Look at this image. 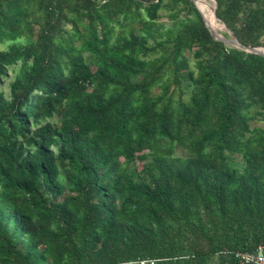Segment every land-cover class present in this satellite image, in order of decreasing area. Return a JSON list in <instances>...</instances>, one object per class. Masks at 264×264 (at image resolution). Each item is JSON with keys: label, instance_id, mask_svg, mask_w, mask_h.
<instances>
[{"label": "trees", "instance_id": "obj_1", "mask_svg": "<svg viewBox=\"0 0 264 264\" xmlns=\"http://www.w3.org/2000/svg\"><path fill=\"white\" fill-rule=\"evenodd\" d=\"M215 1L264 46V0ZM3 42L0 264L264 251V56L191 0H0Z\"/></svg>", "mask_w": 264, "mask_h": 264}, {"label": "water", "instance_id": "obj_2", "mask_svg": "<svg viewBox=\"0 0 264 264\" xmlns=\"http://www.w3.org/2000/svg\"><path fill=\"white\" fill-rule=\"evenodd\" d=\"M194 3V0H191ZM213 2V12L215 17L218 19V17L215 14V8H216V1L215 0H211ZM195 7L197 8V10L201 13L202 18L204 20L205 25L208 27L211 35L213 38L215 39H220L222 41H224L227 44H230L234 47H238L240 49L245 50L246 52H251V53H255L261 56H264V46H251V45H245L243 43H241L238 38L230 31V29L223 23L224 28L226 29V32L229 33L230 37H224L222 34L220 33H216L214 32V30L210 27V25L207 23L204 14L202 13V11L198 8V6L194 3ZM220 21V20H219Z\"/></svg>", "mask_w": 264, "mask_h": 264}, {"label": "built area", "instance_id": "obj_3", "mask_svg": "<svg viewBox=\"0 0 264 264\" xmlns=\"http://www.w3.org/2000/svg\"><path fill=\"white\" fill-rule=\"evenodd\" d=\"M224 254L232 256L239 264H264V251L261 245H258L251 251H229L223 250ZM154 259L140 260V264H154Z\"/></svg>", "mask_w": 264, "mask_h": 264}, {"label": "rangeland", "instance_id": "obj_4", "mask_svg": "<svg viewBox=\"0 0 264 264\" xmlns=\"http://www.w3.org/2000/svg\"><path fill=\"white\" fill-rule=\"evenodd\" d=\"M197 3L200 4L199 7L203 11H205L207 13H211L212 12L211 10H213V2L211 0H199V1H197ZM212 22H213V27H214L216 33L218 32V33L222 34L223 32H226V29L224 28L223 23H221V21H219V20H216L213 15H212ZM166 23H169V22H166ZM5 46H6L5 42L0 43V48L1 49L5 48ZM10 76L11 75H9V77H7L5 79L6 82L9 80ZM1 87L4 88L6 91H8V88H7L6 85H1ZM56 119L57 118L54 117L52 120L55 122ZM252 124H255L257 126H264V123L262 121H256V122H253Z\"/></svg>", "mask_w": 264, "mask_h": 264}, {"label": "bare ground", "instance_id": "obj_5", "mask_svg": "<svg viewBox=\"0 0 264 264\" xmlns=\"http://www.w3.org/2000/svg\"><path fill=\"white\" fill-rule=\"evenodd\" d=\"M197 1L199 0H194V3L199 7L200 4L197 3ZM201 9V8H200ZM212 12L211 13H207L205 11H203L205 13V15L207 16V21H208V24L210 25V27L214 30V27H213V22H212V15H213V10H211ZM215 32V30H214Z\"/></svg>", "mask_w": 264, "mask_h": 264}]
</instances>
